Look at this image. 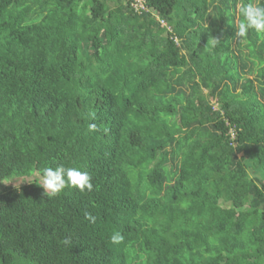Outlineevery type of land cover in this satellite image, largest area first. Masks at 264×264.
I'll use <instances>...</instances> for the list:
<instances>
[{"label": "trees", "instance_id": "16d2710c", "mask_svg": "<svg viewBox=\"0 0 264 264\" xmlns=\"http://www.w3.org/2000/svg\"><path fill=\"white\" fill-rule=\"evenodd\" d=\"M247 2L0 0V183L34 178L0 190V264H264V34L236 36ZM60 165L93 190L47 196Z\"/></svg>", "mask_w": 264, "mask_h": 264}, {"label": "clouds", "instance_id": "9594fccd", "mask_svg": "<svg viewBox=\"0 0 264 264\" xmlns=\"http://www.w3.org/2000/svg\"><path fill=\"white\" fill-rule=\"evenodd\" d=\"M241 20L236 30V36L245 38L249 30L264 34V0L259 3L247 2L238 5L236 9ZM219 42L215 38L213 43ZM91 130L96 129L95 124L89 125ZM92 176L87 171H81L76 167H65L63 165L45 167L40 175L39 186L44 189L47 196H58L66 187H74L81 193L93 190ZM110 241L114 245H119L124 241V236L120 232H114L110 236ZM65 245L71 243L69 239L63 241Z\"/></svg>", "mask_w": 264, "mask_h": 264}, {"label": "rangeland", "instance_id": "374dc122", "mask_svg": "<svg viewBox=\"0 0 264 264\" xmlns=\"http://www.w3.org/2000/svg\"><path fill=\"white\" fill-rule=\"evenodd\" d=\"M85 133H86L85 132V128L83 127V135ZM21 177L22 176H13V177H11L9 179H6L7 181H2L4 183H0V190H2V188H3L2 186H4V185H12V186H16V187L19 186V188L20 187H24V185L30 184L29 183L30 180L34 179L33 177H27V178L26 177L25 178H21ZM22 184H24V185H22Z\"/></svg>", "mask_w": 264, "mask_h": 264}, {"label": "built area", "instance_id": "2783aa9c", "mask_svg": "<svg viewBox=\"0 0 264 264\" xmlns=\"http://www.w3.org/2000/svg\"><path fill=\"white\" fill-rule=\"evenodd\" d=\"M133 6L135 7L136 10H138L139 8H143V5L140 4L139 2H135V3L133 4Z\"/></svg>", "mask_w": 264, "mask_h": 264}]
</instances>
